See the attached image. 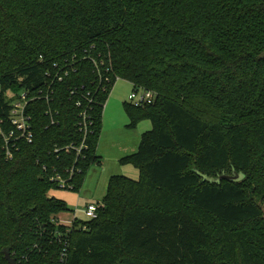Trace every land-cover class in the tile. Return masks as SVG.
<instances>
[{"label":"trees","instance_id":"trees-1","mask_svg":"<svg viewBox=\"0 0 264 264\" xmlns=\"http://www.w3.org/2000/svg\"><path fill=\"white\" fill-rule=\"evenodd\" d=\"M63 67L53 101L27 107L33 142L11 159L0 142V264L6 252L17 264H264V0H0L1 114L7 90L36 91ZM98 71L112 77L106 91ZM115 75L157 95L124 102L131 127L152 122L122 159L140 176L112 175L97 218L60 224L69 209L51 177L69 175L76 153L65 147L82 141L70 90L95 93L65 188L79 192L103 161ZM234 171L244 178L209 180Z\"/></svg>","mask_w":264,"mask_h":264},{"label":"built area","instance_id":"built-area-1","mask_svg":"<svg viewBox=\"0 0 264 264\" xmlns=\"http://www.w3.org/2000/svg\"><path fill=\"white\" fill-rule=\"evenodd\" d=\"M94 63L99 66V63L95 60ZM100 64H103L101 62ZM55 67H59L56 63ZM62 71V72H61ZM69 69L63 67L62 70L55 73L53 76H50V73H47L48 77H51V80L46 82L43 87L36 89V91L31 90L30 88H23L19 91H14L9 89L5 92V97L9 101L7 108V115H2L0 110V142L2 148L4 149L5 156L8 159L13 158L14 153L19 149V141L25 140L28 143L33 142L34 132L31 115L28 113L27 107L30 102L34 100H44L48 104L53 101V95L55 92L54 84L56 82L62 81L65 75H68ZM111 78L107 72L104 74L101 71H98V80L99 84L103 88V91L108 89V83L111 82ZM121 79L119 76L115 75L116 82ZM34 91V92H33ZM71 96L76 100V106L80 108L79 110V119L77 120L78 131L82 134V141L80 144L75 142L69 144L65 148L72 149L76 153V158L73 163V166L69 167L66 171L69 174L67 177L57 173L55 176L51 177V180L58 183L62 189L71 188L70 180L75 171L80 169L76 166V161L83 157V151L88 148L86 143L87 137L92 133L93 126V117L91 114L92 104H94L95 93L93 89H87L84 92V88H74L70 90ZM0 97H1V86H0ZM130 102L135 105H149L154 104L157 100V95L154 91L148 90L143 87L133 88V91L129 95ZM107 102L104 105L106 107ZM47 114L50 117V124L53 125L57 122L56 115L58 111H53L51 107L47 109ZM63 147L56 146L54 151L59 153ZM102 203L99 202H89L85 207L86 219L91 220L98 217V210ZM76 217H74L75 219ZM74 219L69 223L65 224L60 222V224L71 226L74 222ZM60 262H65L67 259V253L64 251L60 254Z\"/></svg>","mask_w":264,"mask_h":264},{"label":"rangeland","instance_id":"rangeland-1","mask_svg":"<svg viewBox=\"0 0 264 264\" xmlns=\"http://www.w3.org/2000/svg\"><path fill=\"white\" fill-rule=\"evenodd\" d=\"M132 91L133 86L129 81L119 79L109 94L104 108L102 131L97 143L102 164L93 163L87 168L79 192L69 189L52 191L53 196L65 200L68 205L69 210L59 214L60 221L68 223L74 217L86 219V205L89 202L103 200L112 175L139 178V168L131 162H123L122 159L138 150L141 135L152 128V122L143 119L135 127L130 126L124 102L130 101L129 95Z\"/></svg>","mask_w":264,"mask_h":264},{"label":"water","instance_id":"water-1","mask_svg":"<svg viewBox=\"0 0 264 264\" xmlns=\"http://www.w3.org/2000/svg\"><path fill=\"white\" fill-rule=\"evenodd\" d=\"M244 178V175L242 173H238L234 171L232 174H222L218 178H210L211 181H221L222 179L232 180V181H239ZM6 260L9 264H17V261L15 258L11 257L9 252H6Z\"/></svg>","mask_w":264,"mask_h":264},{"label":"crops","instance_id":"crops-1","mask_svg":"<svg viewBox=\"0 0 264 264\" xmlns=\"http://www.w3.org/2000/svg\"><path fill=\"white\" fill-rule=\"evenodd\" d=\"M132 84V83H131ZM133 86V85H132ZM99 153V152H98ZM100 154V153H99ZM101 155V154H100ZM59 216V215H58ZM60 220V219H59ZM60 222H63L65 223L64 221H60ZM71 221H69L68 223H65V224H69Z\"/></svg>","mask_w":264,"mask_h":264}]
</instances>
